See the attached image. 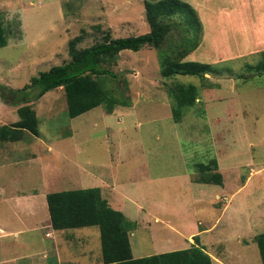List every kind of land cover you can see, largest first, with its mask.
<instances>
[{"label": "rangeland", "instance_id": "rangeland-1", "mask_svg": "<svg viewBox=\"0 0 264 264\" xmlns=\"http://www.w3.org/2000/svg\"><path fill=\"white\" fill-rule=\"evenodd\" d=\"M143 1L0 0V21L9 24L12 32L7 45L0 47V91L20 90L39 71L66 61L68 41L75 36L81 37L77 46L86 47L100 40L104 32L119 37L148 31ZM172 19L181 26L171 33L178 48L186 33L181 18ZM257 61L255 56L240 55L231 63L214 64L205 79L176 75L164 80L156 50H122L112 69L127 80L124 94L133 108L116 105L107 114L99 105L71 119L64 108L65 98L59 101L62 89L47 91L43 96L50 99L49 104L42 102L45 98L31 101L37 102L40 137L26 131L22 139L7 141L0 150V184L2 177L12 173L20 182H35L34 164L45 163L47 156L55 154L60 158L49 161L53 166L42 167L43 179L37 185L43 194L57 191L52 190L55 188L84 187L82 182H74L80 176L94 179L82 173L87 169L98 178L112 174L115 180V175L123 191L133 197L116 193L117 200L129 203L137 199L142 205H153L140 222L132 220L129 240L135 256L153 254L156 244L163 246L160 239L172 237L165 230L172 227L182 235L174 234L180 245H189L188 234L200 230L204 248L207 250L210 241L208 251L219 258L213 264H261L253 240L264 231V220L259 219L264 218V74L255 68ZM175 81L194 83L199 90L195 105L184 109L179 123L172 120L168 95ZM53 100L57 102L52 109H64L45 115ZM10 102L0 95V125L16 112L18 105ZM14 119H18L17 113ZM70 128L76 132L73 142L68 135L58 138L62 135L59 130ZM48 140H52V148L41 147L36 157L25 146L30 142L44 145ZM13 146L17 148L14 152ZM212 158L217 161L221 185L199 180L196 164ZM11 160L17 165L10 166ZM69 161L73 163L70 168ZM49 169L61 180L56 187L49 186ZM202 175L209 180L210 172ZM2 195L0 192V200ZM11 202L0 201V221L8 231L18 226L26 231L25 224L35 216L15 213ZM64 230L67 234L63 233L66 237L58 248L51 247L57 231L48 238L41 228V242L35 248L22 244L9 248L8 242H0V264L101 263L97 226ZM20 236L22 242L26 234Z\"/></svg>", "mask_w": 264, "mask_h": 264}, {"label": "trees", "instance_id": "trees-1", "mask_svg": "<svg viewBox=\"0 0 264 264\" xmlns=\"http://www.w3.org/2000/svg\"><path fill=\"white\" fill-rule=\"evenodd\" d=\"M143 7L148 31L119 37L104 32L100 40L86 47H78L81 37L75 36L68 41L69 58L66 61L39 71L20 90L9 88L0 91L3 99H10V103L18 105V120L11 125H0V141L21 139L26 131L37 134L36 114L28 103L59 86L63 87L70 117L99 105H103L108 113L116 105H130V98L124 94L127 80L112 69L122 50H156L159 73L164 80L173 79L176 75L205 79V73L213 71L210 64L184 60L198 46L201 38L202 26L195 9L184 0H144ZM173 16L181 18L182 29L186 33L183 45L178 48H175L177 44L171 38V33L181 26L172 19ZM10 33L9 24L5 26L0 21V47L7 45ZM255 68L264 74V50L259 53ZM198 93V86L194 83L174 82L168 95L175 123L182 120L184 109L195 105ZM195 167L200 173V182L222 184L215 158L208 163H197ZM207 172H210L209 180L202 175ZM46 201L54 230L98 227L100 261L104 264H212L197 235L193 236L194 243L189 247L133 257L129 241L133 222L120 210L110 207L98 188L49 192ZM253 240L261 264H264V231L257 233Z\"/></svg>", "mask_w": 264, "mask_h": 264}, {"label": "crops", "instance_id": "crops-1", "mask_svg": "<svg viewBox=\"0 0 264 264\" xmlns=\"http://www.w3.org/2000/svg\"><path fill=\"white\" fill-rule=\"evenodd\" d=\"M184 1H187L195 9L198 15V18L200 20L201 26H202L201 38H200V42L198 46L194 50L189 52L184 57V60H187V61L200 60L198 62L210 64L214 68L216 67V66H213L214 64L221 62V61H222L221 63L225 64L226 60L228 62L230 61L231 63L233 59L239 58L240 55L255 56L257 59H259V53L262 50H264V0H184ZM252 42L254 43V45L251 44ZM58 89H62V92H63V98L59 99V101L61 100L64 102L65 94H64L63 87L62 86L57 87L56 91ZM43 95L38 98L39 101H42L43 98L46 97ZM47 99L45 98L42 102L49 104L50 99L48 100ZM53 101L51 102L47 110L45 111L44 113L45 115L49 114L50 116L51 113L63 110L64 108L66 109V112H67L66 99H65L64 108L59 109V110L52 109L54 106V103L56 106V102H57L55 100ZM34 102L32 103L29 102L28 104L34 109L37 121H40L39 111L37 110L38 107ZM129 108L132 109L133 107L130 106ZM36 110L38 111V113ZM113 110L109 113H112ZM15 113L8 116L6 118L7 120H4L3 123L8 121L4 124L11 125L15 121H17L18 119L17 120L14 119ZM105 113L108 114V112H105ZM79 115H76L73 117H70L69 115L68 116L71 119H73V118L78 117ZM47 119L48 117L44 119V124L47 122ZM4 124H1V125H4ZM45 127L47 128V126ZM59 131L61 132L60 134L62 135H59L58 138H63V137H66V135H68L69 141L72 139V142L74 141V138H76V132H74V129L72 128H70L69 130H64L67 132L64 135H63L64 131L62 130H59ZM56 134H59V133L56 132ZM35 136L40 137V132L35 134ZM6 142L7 141H0V150L4 148V145H7ZM25 146L27 147V149L31 150L33 154L32 157H36L37 155L40 154V152L42 151V148H45L46 146V149L50 150L53 145H52V140H48V141H45L44 145L41 142H38L36 145L30 142V143H25ZM16 150L17 148L13 146L12 152ZM49 157L51 158L49 159ZM59 158L60 156L56 157L55 154H51L50 156H47V158L45 159V163H43L44 162L43 161V162H38L34 164L37 166L36 168L37 172H36V176H34L36 177V180L33 183L32 182H29V183L20 182L17 177V174L15 173L7 175L8 177H2L3 183L0 184V192H3V195H2L3 197L0 201H3V200L4 202L12 201L10 207L14 210L15 213H29L35 216V219H33L31 223L25 224L27 227V228L25 227L26 231H22V227L20 226H18L17 228H14L13 230L8 231L7 229L9 227H7L5 223L0 221V242L2 243L8 242L7 246L9 248L19 246L20 244H22L23 246L29 247V248H35L39 246L41 242L40 228L43 230L44 237H48V238L52 237L54 235V232L57 231L58 234L55 237H53V242L51 243L52 244L51 247L58 248V245L60 244V242L63 241L64 238L66 237V236H63V233L65 235L67 234L64 232L65 230L64 231L54 230L52 228L51 223H50L47 201H46V194H43L39 190V186L37 185L43 179V171H42L43 165H47L49 168H51V165L53 166L56 159H59ZM15 159L16 158L12 160H15ZM49 161L54 162V163H50ZM12 162L13 163L9 164L10 166L17 165V163H14V161ZM69 162H70L69 163V168H70V165L73 166V163L71 161ZM26 167L27 168L31 167V163L30 165ZM81 169L82 167L79 168V171H81ZM82 173H87L88 176L93 177L95 181L94 179L89 180V178H87L86 176L85 178H82L80 176L78 180L75 179L74 183L78 184V182H82V186L84 187H81V188H91V187L98 188L100 195L107 201L108 205L110 207H113L114 209L120 210L129 221L131 222L134 221L135 223L137 221L140 222L142 216H146L149 214L148 212L149 210H151V206H153L151 203L149 206V204L142 205L141 203L137 202V199L129 203H124V200H120V201L117 200L116 193L121 194V195L125 193L124 195L125 198H127V196H130V195L128 194L127 191L126 192L123 191V189L121 188L123 184L117 182L115 175H114L115 177V180H114L112 178V174L102 173L103 175L101 177L99 176L98 178V176H95V174L88 172L87 169L82 170ZM149 175L150 174H148L147 177H149ZM47 177L49 178V181H50L49 186L51 187H56L57 182L61 181L60 178L57 177L56 174L53 172V170H50V169L47 171ZM33 185H36L37 189L34 188ZM70 185L71 183H69V186ZM23 186H26V187H23ZM75 186H78V185H75ZM52 190L59 191L60 189L55 188ZM65 190H68V189L65 188ZM140 197H143V196L141 195ZM144 198L146 197L144 196ZM47 212H48V217H47ZM131 213L134 214L133 215L134 217H130L132 216ZM259 219L262 221L264 220V218H259ZM13 226H15V224ZM132 230L133 229L130 228L129 230L130 234H132ZM165 230L167 231L166 233L170 234L172 237L170 238L167 235L165 239L164 238L163 240L160 239L161 243H163V246H158V244H156V249L153 251L154 253H160L164 251H170V250L189 247L191 244L194 243V240H193L194 235H197L199 244L203 246L204 240L201 237L200 230H195V231L192 230L188 234L187 242L189 243V245H186V242L183 245L177 244L179 241L178 239L174 238V234H177L178 237L182 236L179 233L180 231L178 229L170 227V228H165ZM20 233L26 234L25 239L22 242L20 240V237H21ZM14 237H17V239H14ZM206 244H207V250L205 248L204 250L210 255L211 263L213 264V262L215 260H218L219 258L215 257L213 254H211L210 251H208V246L211 245L210 241L206 242ZM131 252H132L133 257H138L133 254L132 248H131ZM37 256H40V254H38ZM220 260H224V259H220ZM95 264H104V263L97 262ZM219 264H225V263L221 261L219 262Z\"/></svg>", "mask_w": 264, "mask_h": 264}]
</instances>
